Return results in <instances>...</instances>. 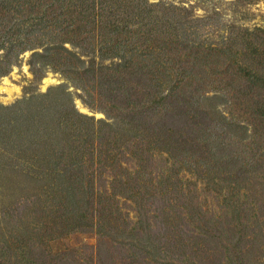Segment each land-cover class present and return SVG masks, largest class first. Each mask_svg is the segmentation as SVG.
Segmentation results:
<instances>
[{"label": "rangeland", "instance_id": "1", "mask_svg": "<svg viewBox=\"0 0 264 264\" xmlns=\"http://www.w3.org/2000/svg\"><path fill=\"white\" fill-rule=\"evenodd\" d=\"M21 1L0 12V85L14 90L0 94V264H264V151L259 137L248 139L245 78L234 63L264 53V0H51L38 14ZM84 7L88 21L69 27ZM117 38L120 51L146 52L136 62H157L165 100L175 82L201 85L213 161L190 167L155 153L146 174L100 164L98 139H83L118 127L96 96ZM63 39L78 43H64L72 53ZM75 111L90 118L76 119L73 139L95 151L94 186L33 190L45 177L33 167L40 151L19 136L24 118L55 126L50 118ZM114 173L139 182L137 193L114 188Z\"/></svg>", "mask_w": 264, "mask_h": 264}, {"label": "trees", "instance_id": "2", "mask_svg": "<svg viewBox=\"0 0 264 264\" xmlns=\"http://www.w3.org/2000/svg\"><path fill=\"white\" fill-rule=\"evenodd\" d=\"M25 1L30 6L29 12L37 8L38 14L39 9L51 0ZM23 5L21 0H1L0 12L13 14L14 12L11 11L13 7H23ZM86 10L85 7L77 10V17L71 21L69 27L76 19L83 23L88 21L89 15H87ZM93 10L95 9L93 8ZM37 17L43 19L39 15ZM93 17L96 18L97 13H94ZM119 41V38L113 40L112 43L114 44L107 47L108 51L104 52V55L112 62L102 69L105 72L103 74L102 71L98 77V82L102 87L96 95L99 106L110 118L116 121L118 127L112 130L114 134L111 136L104 135L106 138L88 135L87 138L83 139L86 143L91 144L98 139L99 145L103 147L100 149V156L103 158L100 164L107 169H109V165L114 166V163H117V166L122 163L134 164L139 173L146 174L151 165V158L155 153L166 154L175 159L176 162L190 167L205 159H209L210 162L213 161L214 145L211 143L212 138L209 139L212 134L208 132L205 126L208 124L204 117L206 111L198 108L197 93L201 85L196 83L197 85L194 86L191 77L181 83L175 82L172 86L175 92L172 97L168 98V101L165 100L164 91L158 92L159 80L164 76V73L159 71L157 62H151L148 57L141 62H136V53L144 54L146 52L141 47L120 51ZM65 42L72 43V45L78 44L71 39L70 41L63 39L61 45H63L64 50L68 51L67 53L72 52L64 47ZM43 44L39 42L38 45ZM147 48L151 54V47L148 46ZM248 50L250 53L254 52L252 49ZM263 54L250 55L251 63L248 65L242 64L234 55V63L245 78L243 89L248 117L244 127L246 132H250L248 139L251 144L257 142L259 137L258 141L262 142L261 151H264ZM187 74L190 72L188 71ZM71 78L76 84H79L78 80L83 82L81 79H75L74 76ZM79 85L82 89L89 90L85 85ZM177 90L180 92L175 94ZM234 94L237 97V93ZM74 117L69 114L68 120L62 116L50 118L51 121H57L55 126H49L43 120L36 121L34 116L33 118H24V128L22 127L23 131L19 132V136L24 138L23 143L26 142V145L30 143L35 150L40 151L42 159L39 157L38 165L33 167L42 173L40 176L45 177L42 179L44 181L32 184L33 190L50 193L61 190L65 193L67 190L80 192L85 186L90 188L94 186L90 177L95 172L93 170V166H95L93 153L95 151H91L90 146L85 143L75 145L74 142L77 139H73L74 132H81L79 124L74 123L76 119L85 122L90 118L76 111ZM119 158L122 159V162L118 165ZM188 159L193 160L192 163L190 162L191 165L188 164ZM113 168L117 169L118 167H112L111 170ZM88 170L92 171L89 175H87ZM121 172L123 171L121 170ZM262 174L264 177V173ZM120 175L119 173L112 175L115 178V182L112 183L114 188L120 189L119 192L137 193L136 189L139 188V182L129 180L128 176V181L123 183V177ZM87 181L88 184L86 185ZM115 183H117V187ZM143 186L148 185L144 184ZM146 188H144L145 191H147Z\"/></svg>", "mask_w": 264, "mask_h": 264}, {"label": "bare ground", "instance_id": "3", "mask_svg": "<svg viewBox=\"0 0 264 264\" xmlns=\"http://www.w3.org/2000/svg\"><path fill=\"white\" fill-rule=\"evenodd\" d=\"M49 80V78L47 79V81ZM5 92L8 97H12L14 95V90L11 89L10 87H7L5 85H0V94Z\"/></svg>", "mask_w": 264, "mask_h": 264}]
</instances>
